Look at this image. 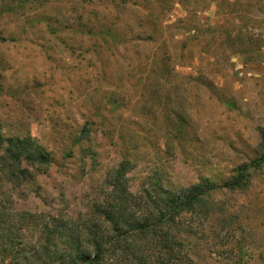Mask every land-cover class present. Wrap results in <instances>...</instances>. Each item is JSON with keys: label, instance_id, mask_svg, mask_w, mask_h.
Listing matches in <instances>:
<instances>
[{"label": "rangeland", "instance_id": "obj_1", "mask_svg": "<svg viewBox=\"0 0 264 264\" xmlns=\"http://www.w3.org/2000/svg\"><path fill=\"white\" fill-rule=\"evenodd\" d=\"M253 3L0 0V135L47 159L0 200L74 219L119 165L131 193L232 179L264 124V0ZM208 198L222 205L188 239L197 264H264V163Z\"/></svg>", "mask_w": 264, "mask_h": 264}, {"label": "trees", "instance_id": "obj_2", "mask_svg": "<svg viewBox=\"0 0 264 264\" xmlns=\"http://www.w3.org/2000/svg\"><path fill=\"white\" fill-rule=\"evenodd\" d=\"M249 5L253 0H235L241 14ZM259 137L256 157L222 185L206 179L175 190L156 183L131 193L123 164L105 176L104 195L94 197L74 219L11 209L9 198L0 200V264H197L188 239L222 205L209 204L208 196L247 184L249 168L264 163V124ZM34 147L32 141L0 135V194L4 186L34 177L26 166L46 163Z\"/></svg>", "mask_w": 264, "mask_h": 264}]
</instances>
